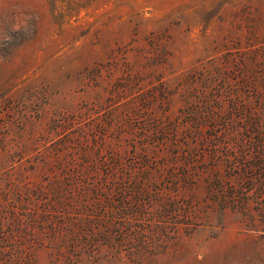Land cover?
<instances>
[{
  "label": "rangeland",
  "instance_id": "rangeland-1",
  "mask_svg": "<svg viewBox=\"0 0 264 264\" xmlns=\"http://www.w3.org/2000/svg\"><path fill=\"white\" fill-rule=\"evenodd\" d=\"M13 2L0 264H264V0Z\"/></svg>",
  "mask_w": 264,
  "mask_h": 264
},
{
  "label": "clouds",
  "instance_id": "clouds-1",
  "mask_svg": "<svg viewBox=\"0 0 264 264\" xmlns=\"http://www.w3.org/2000/svg\"><path fill=\"white\" fill-rule=\"evenodd\" d=\"M21 6L13 0H0V21H3L12 31H23L31 34L34 26L39 22V14L34 8H29L21 16L18 9ZM241 264H248V261H241Z\"/></svg>",
  "mask_w": 264,
  "mask_h": 264
}]
</instances>
